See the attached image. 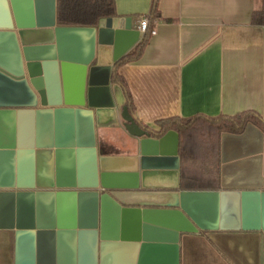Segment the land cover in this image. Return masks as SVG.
I'll return each mask as SVG.
<instances>
[{
    "label": "water",
    "instance_id": "1",
    "mask_svg": "<svg viewBox=\"0 0 264 264\" xmlns=\"http://www.w3.org/2000/svg\"><path fill=\"white\" fill-rule=\"evenodd\" d=\"M139 34L130 16L63 26L55 0H0V221L15 230V264L54 251L59 264H179L180 234L200 230L262 232L264 264V189L129 180L180 167L178 132L150 135L110 81ZM100 67L108 80L95 83ZM114 109L134 137L130 154L98 145L101 112Z\"/></svg>",
    "mask_w": 264,
    "mask_h": 264
},
{
    "label": "crops",
    "instance_id": "2",
    "mask_svg": "<svg viewBox=\"0 0 264 264\" xmlns=\"http://www.w3.org/2000/svg\"><path fill=\"white\" fill-rule=\"evenodd\" d=\"M115 3L116 24L130 16L137 27L138 19L150 12L151 0ZM260 5L261 0H158L156 32L149 34L138 59L118 69L138 121L157 129L155 121L161 118L232 115L244 110H254L264 119V25L250 21ZM97 69L95 83L108 80L106 69ZM119 112H101L98 145L105 153L130 154L134 137ZM179 176V169H152L129 180L138 188L176 184L180 189ZM107 184L116 185V179H105ZM218 184L217 188L264 189V133L255 125L248 124L237 134L222 133ZM1 219L0 264H15V230L1 227L5 224ZM179 245V264H262V232L258 230L181 233ZM24 255L19 262L28 264ZM42 261L59 264L57 252ZM60 262L65 264L61 258Z\"/></svg>",
    "mask_w": 264,
    "mask_h": 264
},
{
    "label": "trees",
    "instance_id": "3",
    "mask_svg": "<svg viewBox=\"0 0 264 264\" xmlns=\"http://www.w3.org/2000/svg\"><path fill=\"white\" fill-rule=\"evenodd\" d=\"M56 23L63 26H93L101 18L116 16L115 0H55ZM158 0H151L148 14L149 25L133 48L121 56L112 66L110 81L118 84L128 110L134 114V104L125 78L119 73L121 65L140 57L149 38V30L159 19ZM170 20V19H168ZM252 24L264 25V0L251 13ZM140 124L150 135H161L169 129L179 134L180 189H216L219 179L220 140L222 133H241L248 124H253L264 133V119L254 110H244L232 115L218 114L208 116L196 113L191 116H172L155 121L157 129L147 124ZM200 157L213 159L216 167L214 173H204L194 166Z\"/></svg>",
    "mask_w": 264,
    "mask_h": 264
},
{
    "label": "rangeland",
    "instance_id": "4",
    "mask_svg": "<svg viewBox=\"0 0 264 264\" xmlns=\"http://www.w3.org/2000/svg\"><path fill=\"white\" fill-rule=\"evenodd\" d=\"M194 166L201 168L204 173L212 172L214 173V168L216 167L213 159H207L205 157H200L197 162L195 161Z\"/></svg>",
    "mask_w": 264,
    "mask_h": 264
},
{
    "label": "built area",
    "instance_id": "5",
    "mask_svg": "<svg viewBox=\"0 0 264 264\" xmlns=\"http://www.w3.org/2000/svg\"><path fill=\"white\" fill-rule=\"evenodd\" d=\"M148 25H149V18H148V15H144V16H141L139 19H138V30H139V33L141 35H143L146 31H148ZM156 32L155 28L152 27L150 30H149V34H154Z\"/></svg>",
    "mask_w": 264,
    "mask_h": 264
}]
</instances>
